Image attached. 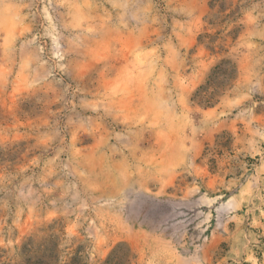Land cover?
Returning a JSON list of instances; mask_svg holds the SVG:
<instances>
[{"label": "rangeland", "instance_id": "374dc122", "mask_svg": "<svg viewBox=\"0 0 264 264\" xmlns=\"http://www.w3.org/2000/svg\"><path fill=\"white\" fill-rule=\"evenodd\" d=\"M0 264H264V0H0Z\"/></svg>", "mask_w": 264, "mask_h": 264}]
</instances>
